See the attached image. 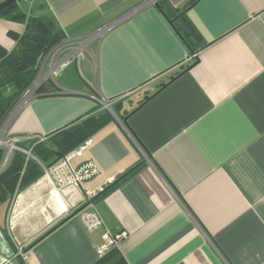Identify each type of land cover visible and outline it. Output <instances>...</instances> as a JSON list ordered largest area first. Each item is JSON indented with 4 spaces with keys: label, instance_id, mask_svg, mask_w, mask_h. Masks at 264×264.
<instances>
[{
    "label": "crops",
    "instance_id": "1",
    "mask_svg": "<svg viewBox=\"0 0 264 264\" xmlns=\"http://www.w3.org/2000/svg\"><path fill=\"white\" fill-rule=\"evenodd\" d=\"M146 2L18 3L27 19L53 17L65 40L113 27L51 82L52 92L38 93L42 84L13 125L31 152L103 119L72 161L98 174L59 194L43 176L0 203V264H22L20 245L26 264H264V0H159L170 20L186 13L176 25L191 50ZM26 23L0 17V45L11 51ZM92 211L103 221L96 230L84 221Z\"/></svg>",
    "mask_w": 264,
    "mask_h": 264
},
{
    "label": "trees",
    "instance_id": "2",
    "mask_svg": "<svg viewBox=\"0 0 264 264\" xmlns=\"http://www.w3.org/2000/svg\"><path fill=\"white\" fill-rule=\"evenodd\" d=\"M185 14H180L175 19L176 22L187 20ZM0 17L6 20L27 21L25 32L21 36L14 37L16 45L11 51L0 45L1 127L27 90L34 84L41 59L62 43L66 37L53 17H29L27 19L26 15L18 10V3L1 12ZM177 29L187 42L181 30L178 27ZM187 44L191 50L190 44L188 42ZM51 82V80L45 82L38 89V93L46 95L52 92ZM104 122L101 118H95L64 129L51 136L46 142L37 143L30 150L31 155L21 151L13 152L7 169L0 173V203L38 181L44 176L45 168L52 167L78 148L89 137L91 131L101 127ZM20 147L27 149L22 144ZM6 153L5 148L0 149V162L5 161ZM115 264H126V262L123 258H119Z\"/></svg>",
    "mask_w": 264,
    "mask_h": 264
},
{
    "label": "built area",
    "instance_id": "3",
    "mask_svg": "<svg viewBox=\"0 0 264 264\" xmlns=\"http://www.w3.org/2000/svg\"><path fill=\"white\" fill-rule=\"evenodd\" d=\"M5 0H0V4ZM159 0H147L145 5H156ZM112 25L99 28L95 32L83 36L78 39H67L57 45L47 56L41 59L38 67V75L34 84L24 94L20 102L11 111L3 125L0 127V149L5 148L8 156L4 161L3 167H6L10 156L15 151H21L31 155L29 151L20 147L21 138L13 131V125L22 113L25 106L32 99L35 91L46 81H56L58 76L68 69L77 59L84 56L87 46L94 40L103 39L104 36L112 30ZM102 105L106 109L111 108V102L104 99ZM92 145V140H87L78 148L67 154L62 160L54 164L50 168H45L44 177L47 178L54 186L57 194L63 193L67 188L78 191L82 188L85 181L91 179L98 174L97 167L94 164H87L83 168L76 170L72 166L75 158L83 156L85 151ZM103 188L97 191L87 193L88 199L96 198L99 193L103 192ZM93 206V204H91ZM84 221L89 230H96L103 226V221L95 212H89L84 216ZM124 237V234L117 237H110L107 243L101 247L100 257H103L108 251L118 246V243ZM16 256L26 264L27 254L21 245L18 248ZM6 261V260H5ZM8 262V261H6Z\"/></svg>",
    "mask_w": 264,
    "mask_h": 264
},
{
    "label": "water",
    "instance_id": "4",
    "mask_svg": "<svg viewBox=\"0 0 264 264\" xmlns=\"http://www.w3.org/2000/svg\"><path fill=\"white\" fill-rule=\"evenodd\" d=\"M22 0H5L3 3L0 4V13L3 12L5 9L11 7L12 5L19 3ZM156 7L161 11V13L167 18V20L169 21V23L174 27V29L176 30V32L181 36L180 32L178 31L177 27H176V21L177 20H170L169 17L165 14L164 12V7L161 6L159 3H156ZM181 38L184 40V38L181 36ZM184 42L187 44V42L184 40ZM188 46V44H187ZM198 62V60H197ZM196 64V63H195ZM194 64V65H195ZM190 69V67H188L183 73L179 74L176 77H172L170 78V82L167 84H163L161 85V90L164 89L165 87H167L168 85H170L172 82H174L176 79H178L180 76H182L184 73H186L188 70ZM152 97H147L145 98V102L141 105V107L147 103ZM130 118V115L127 117H123L121 118L123 124L129 128V124H128V120ZM107 191V190H106ZM106 191H103L101 194H99V196L103 195Z\"/></svg>",
    "mask_w": 264,
    "mask_h": 264
},
{
    "label": "rangeland",
    "instance_id": "5",
    "mask_svg": "<svg viewBox=\"0 0 264 264\" xmlns=\"http://www.w3.org/2000/svg\"><path fill=\"white\" fill-rule=\"evenodd\" d=\"M21 2H22V1H20L19 3L21 4ZM39 64H40V62H39Z\"/></svg>",
    "mask_w": 264,
    "mask_h": 264
}]
</instances>
